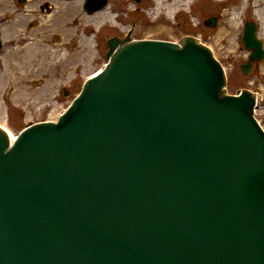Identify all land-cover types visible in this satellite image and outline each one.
<instances>
[{
    "label": "water",
    "instance_id": "95a60500",
    "mask_svg": "<svg viewBox=\"0 0 264 264\" xmlns=\"http://www.w3.org/2000/svg\"><path fill=\"white\" fill-rule=\"evenodd\" d=\"M199 40L112 37L56 121L0 126V264H264L256 96Z\"/></svg>",
    "mask_w": 264,
    "mask_h": 264
},
{
    "label": "rangeland",
    "instance_id": "374dc122",
    "mask_svg": "<svg viewBox=\"0 0 264 264\" xmlns=\"http://www.w3.org/2000/svg\"><path fill=\"white\" fill-rule=\"evenodd\" d=\"M49 1L51 12H41L39 0L19 7L5 31L0 124L14 135L30 121L56 120L85 80L105 65L107 40L126 35L130 28L134 39L176 42L185 35L200 39L223 64L228 93L249 89L257 94L255 116L264 128V58L248 74L240 67L248 59L242 42L245 23L254 21L264 41V8L263 14L257 12L264 0H186L172 8L167 0L161 5L157 0H108L105 8L92 14L84 10L85 0ZM7 3L0 0L2 7ZM212 16L217 17L216 25L206 26ZM59 45L63 64H58L61 55L52 54Z\"/></svg>",
    "mask_w": 264,
    "mask_h": 264
},
{
    "label": "flooded vegetation",
    "instance_id": "af4514ba",
    "mask_svg": "<svg viewBox=\"0 0 264 264\" xmlns=\"http://www.w3.org/2000/svg\"><path fill=\"white\" fill-rule=\"evenodd\" d=\"M31 0H8L5 7L0 6V37L2 42V49L5 46L7 39L5 38V31L7 30L8 22L12 20L14 11L17 12L20 8L24 7L27 2ZM49 0H39V9L41 12H51L52 5L49 4ZM20 7V8H19ZM264 5L259 4L257 8L258 14H263ZM255 9H253L254 11ZM262 10V12H260ZM260 12V13H259ZM11 17V18H10ZM1 49V50H2ZM0 50V52H1ZM1 63V59H0Z\"/></svg>",
    "mask_w": 264,
    "mask_h": 264
},
{
    "label": "bare ground",
    "instance_id": "6f19581e",
    "mask_svg": "<svg viewBox=\"0 0 264 264\" xmlns=\"http://www.w3.org/2000/svg\"><path fill=\"white\" fill-rule=\"evenodd\" d=\"M161 0H157V2L159 3ZM186 0H167V4H168V6H169V8H172V7H174V6H176V5H179V4H181L182 2H185ZM157 3V4H158ZM160 5H161V2H160ZM60 46L61 45H59V46H56V48L52 51V54L54 55V56H59V55H61V53H60ZM41 55H43L44 56V59L46 58V55H45V51H42L41 53H40ZM66 57V56H65ZM62 59H64V55H61V58H60V62L58 63V64H63V61L64 60H62ZM39 62H41V65L43 64V61H39ZM6 129H8L7 127H5ZM8 132H9V134L11 135V138H12V140L13 139H15V135L8 129L7 130Z\"/></svg>",
    "mask_w": 264,
    "mask_h": 264
}]
</instances>
